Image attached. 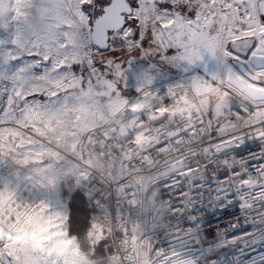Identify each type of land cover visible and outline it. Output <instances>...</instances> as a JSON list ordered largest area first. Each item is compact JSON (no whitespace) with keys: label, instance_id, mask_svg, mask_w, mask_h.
<instances>
[{"label":"snow or ice","instance_id":"snow-or-ice-1","mask_svg":"<svg viewBox=\"0 0 264 264\" xmlns=\"http://www.w3.org/2000/svg\"><path fill=\"white\" fill-rule=\"evenodd\" d=\"M219 2L220 7L216 6L218 0H0V131L27 109L59 113L93 94L108 100L126 96L122 61L141 53L145 57L162 54L172 64L198 61L204 78L214 84L224 82L225 72H235L237 78L252 83L245 65L264 73V0ZM230 7L248 20L255 19V26L227 29L219 17L226 15ZM193 30L201 39L194 42L190 55H182L181 48L187 50L184 41ZM242 32L256 33L245 51L236 44ZM215 41H222L224 46V71L219 65L209 69V63H215L209 51H214ZM169 50L174 54L168 55ZM228 79L231 83L230 75ZM152 83L153 77L145 72L138 86L151 94ZM257 86L264 87L259 81ZM229 94L230 88L225 91ZM173 95L169 88V97ZM256 110L239 105L236 115ZM191 121L187 118L180 125L183 130L159 147L179 144L182 139L202 147H217L214 155L200 157L197 163H189L158 181L161 197L172 201L169 215L177 221L178 229L168 234L171 240L166 251L157 249L158 257L163 256L165 264H174L188 255L196 264H264V120L247 125L249 130L243 136L229 134L227 139L219 136L222 128L218 125L215 133H207V144L203 120ZM169 127L175 129L177 125ZM220 144L226 147H218ZM230 154L244 163L243 170L226 162L212 167L214 160ZM201 164L205 175L192 180L189 193L190 173ZM253 177L254 184L250 183ZM93 188L88 184L68 194L69 207L76 210L70 213L68 222L78 232L87 233L94 227L90 208L96 195ZM217 216L220 223L213 226ZM190 228L196 229L194 236H183ZM220 230L227 243L219 242ZM123 231L127 232L126 226ZM2 239L0 236V244ZM106 242L93 245V255H103ZM53 261L60 264L59 257H48V264ZM0 264L20 262L12 250L0 246Z\"/></svg>","mask_w":264,"mask_h":264},{"label":"rangeland","instance_id":"rangeland-1","mask_svg":"<svg viewBox=\"0 0 264 264\" xmlns=\"http://www.w3.org/2000/svg\"><path fill=\"white\" fill-rule=\"evenodd\" d=\"M216 6H221L219 0ZM219 19L227 29L232 30L256 24L255 19L244 18L235 7H230L227 14L221 15ZM240 35L242 39L237 40L236 44L240 51H245L256 33L242 32ZM200 39L199 34L193 30L189 39L184 41L187 50L181 48V54L190 55L194 42ZM177 41L179 42V34ZM209 51H212L215 58V63H209V69H215L219 65L221 71H224L227 59L222 41H215L214 51L211 48ZM172 54L173 50H169L168 55ZM122 63L126 96L118 95L108 100L104 95L93 94L83 103L69 105L59 113L27 109L23 114H17L13 123L0 131V161L14 167L24 181H33L43 186V200L36 211L35 221L15 233L7 247V250H12L14 256L18 257L20 264H48L50 256L59 257L60 264H111L108 259L114 249L107 193L104 192L99 197V204L91 205L94 227L89 234V252L83 250L77 239L69 235L68 194L84 188L87 167L105 170L98 161V151L89 145L87 135L127 119V106L134 99L140 101L147 92L138 86L145 72L153 77L151 88L170 82L173 87H189L194 94L204 98L205 112L208 121L211 120L213 133L218 125L222 128L220 137L227 139L229 134L243 136L249 130L247 125L264 120V104L254 105L234 89H230V94L225 95L229 88H223V83L214 84L212 80H206L204 69L198 61L192 64L177 61L172 64L162 54L145 57L141 53ZM245 67L253 71L251 67ZM258 75L264 84V73L259 72ZM219 78L217 76L215 79ZM128 86L130 90L126 89ZM235 101L257 110L237 116L233 112ZM216 147L215 144L204 147L198 159L214 155ZM218 147L226 145L220 144ZM233 160L234 157L230 154L213 162L224 166L225 162L231 165ZM149 191L147 189L146 194ZM102 240L107 241L104 244L107 259L99 256V253H92L93 245Z\"/></svg>","mask_w":264,"mask_h":264},{"label":"built area","instance_id":"built-area-1","mask_svg":"<svg viewBox=\"0 0 264 264\" xmlns=\"http://www.w3.org/2000/svg\"><path fill=\"white\" fill-rule=\"evenodd\" d=\"M248 72L252 83L247 79L237 78L235 72H225L223 88L236 90L254 105L264 104V87L257 86V81L264 85L259 72ZM169 88L174 93L171 98ZM126 89L130 90V87ZM152 90L151 94L147 91L140 101L134 99L127 106V119L87 135L89 145L98 151V161L105 170L87 167L88 173L83 186L87 188L88 184L94 185L95 204H99V197L104 192L108 195L114 249L108 259L111 264H165L164 257H158L157 249L166 251L171 240L168 234L178 229L175 227L177 221L169 215L172 201L161 197L158 181L186 168L189 163H197L204 147L188 139H182L179 144L159 146L175 132H181L183 129L180 125L189 117L192 118V123H198V119L203 120L204 144L208 143L207 133L213 132L212 126L208 127L204 98L194 94L192 89L162 84ZM234 103L236 108H233V112L236 114L241 103ZM169 124L177 127L170 128ZM196 140L199 141L200 136ZM192 153L196 155L192 156ZM133 158H136V162H133ZM247 159L251 161L253 158L249 156ZM231 165L242 170L245 168L244 163L235 157ZM217 166L223 165L212 162V167ZM204 175L205 168L202 164L198 169L193 168L187 183L189 193L192 180ZM250 183H256L254 177L250 178ZM147 189L150 190L149 194H146ZM189 193L185 194V200ZM42 200V185L24 181L10 164L0 161V236L3 238L0 246L4 250L7 251L15 233L35 221L36 211ZM217 223H220L218 216L213 221V226ZM125 226L126 233L123 231ZM195 232V228H190L182 235L187 237L191 233L194 236ZM218 235L221 244L228 242L224 239L223 230ZM174 264H196V261L188 255L186 259L175 261Z\"/></svg>","mask_w":264,"mask_h":264},{"label":"trees","instance_id":"trees-1","mask_svg":"<svg viewBox=\"0 0 264 264\" xmlns=\"http://www.w3.org/2000/svg\"><path fill=\"white\" fill-rule=\"evenodd\" d=\"M69 201H70V197H69ZM90 208H91V205H90ZM69 210H70V213H75L76 212L75 209L70 208V207H69ZM68 231H69V235L70 236L75 237L77 239L78 243L80 244V246H81V248L83 250L88 251V252L90 251L89 250V234H90V231L87 232V233H85V232H78V231H76L75 229H73L71 227V225L69 224V222H68ZM99 256L104 257V258L107 259V256H106V253L105 252L103 253V255L99 254Z\"/></svg>","mask_w":264,"mask_h":264},{"label":"crops","instance_id":"crops-1","mask_svg":"<svg viewBox=\"0 0 264 264\" xmlns=\"http://www.w3.org/2000/svg\"><path fill=\"white\" fill-rule=\"evenodd\" d=\"M169 85H172V83L169 82ZM14 168V167H13Z\"/></svg>","mask_w":264,"mask_h":264},{"label":"clouds","instance_id":"clouds-1","mask_svg":"<svg viewBox=\"0 0 264 264\" xmlns=\"http://www.w3.org/2000/svg\"><path fill=\"white\" fill-rule=\"evenodd\" d=\"M133 107H136L135 105Z\"/></svg>","mask_w":264,"mask_h":264},{"label":"bare ground","instance_id":"bare-ground-1","mask_svg":"<svg viewBox=\"0 0 264 264\" xmlns=\"http://www.w3.org/2000/svg\"><path fill=\"white\" fill-rule=\"evenodd\" d=\"M241 85V84H240ZM241 89H242V87H241Z\"/></svg>","mask_w":264,"mask_h":264}]
</instances>
